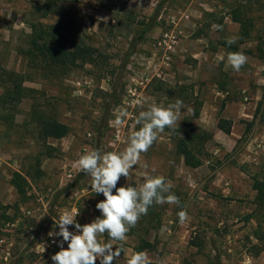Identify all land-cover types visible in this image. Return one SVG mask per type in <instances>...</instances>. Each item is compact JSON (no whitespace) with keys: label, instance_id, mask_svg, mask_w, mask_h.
<instances>
[{"label":"rangeland","instance_id":"obj_1","mask_svg":"<svg viewBox=\"0 0 264 264\" xmlns=\"http://www.w3.org/2000/svg\"><path fill=\"white\" fill-rule=\"evenodd\" d=\"M41 1L0 0V80L3 71L14 72L34 91L32 98L0 103V238L14 243L10 264L53 263L56 251L46 248L41 234L57 226L60 212L77 206L81 225L101 215L96 204L105 197L91 191L90 177L76 163L80 156L93 149L122 151L132 131L139 128L135 117L140 111L151 103L166 107L176 99L185 105L177 129L185 130L188 121L213 134L203 149V165L186 167L176 153L177 129L166 128L117 187H138L146 172L171 182L170 191L180 205L154 204V219H161L157 232L162 235L155 239L153 251L161 260L174 254L167 264H245L247 257L253 258V264H264V251L255 256L256 237L264 233V223L263 216L256 214L253 190L254 179L264 182V0L67 4L73 33L100 55L97 64L70 71L34 66L24 54L32 23L52 26L58 21L35 13L34 5ZM185 11L191 19L180 23V46L172 60L163 63L155 56L159 40L170 20L180 21ZM234 11L251 23V36L243 43L240 25L230 21ZM213 24L223 30H213ZM144 29H148L145 39L137 42ZM229 37H236L235 43L229 45ZM231 52L248 57L238 73L227 63ZM158 70L161 78L155 76ZM35 105L68 125L69 136L45 141L30 117ZM123 109L129 115L118 125L116 116ZM196 111L198 118H194ZM220 118L232 123L230 135L218 129ZM117 131L121 138L113 146ZM15 171L30 181L25 203L11 185ZM69 171H74L71 182L64 178ZM91 205L93 212L88 209ZM182 209L189 217L183 224L178 217ZM4 212L10 222L1 219ZM144 216L131 228L141 240L153 235L149 229L157 223ZM4 250L0 247V264H9L3 260Z\"/></svg>","mask_w":264,"mask_h":264},{"label":"clouds","instance_id":"obj_2","mask_svg":"<svg viewBox=\"0 0 264 264\" xmlns=\"http://www.w3.org/2000/svg\"><path fill=\"white\" fill-rule=\"evenodd\" d=\"M212 29L222 31L223 26L213 24ZM236 37L227 38L229 45L235 43ZM248 57L243 52H231L227 63L234 72H239L247 63ZM184 102L176 99L166 107L162 104H149L147 110L140 111L135 117L138 130L132 131L128 144L122 151L102 152L99 149L82 154L76 162L80 171L90 177V188L105 199L96 204L101 215L90 223L81 225L76 217L79 210L64 211L55 221L58 232H49L50 237H62L60 250L51 256L53 264H113L124 253L123 244L127 233L135 227L140 218L147 215L151 206L180 205L179 198L171 193V182L164 176L145 173L144 182L138 187L130 185L117 187L121 177L128 179L130 171L140 160L142 153H147L159 134L166 128L177 129L181 121ZM129 115L126 109L116 116V124H122ZM179 221L188 220V213L182 209L178 212ZM74 226L75 232L69 231ZM112 242L101 240L104 234ZM67 242L68 247L63 244ZM115 242V243H113ZM115 246V250L114 249ZM126 264H152L146 251L135 252L126 260Z\"/></svg>","mask_w":264,"mask_h":264},{"label":"trees","instance_id":"obj_3","mask_svg":"<svg viewBox=\"0 0 264 264\" xmlns=\"http://www.w3.org/2000/svg\"><path fill=\"white\" fill-rule=\"evenodd\" d=\"M78 2L79 0H44L34 5L35 13L41 19L58 18V21L52 26L44 25L42 22L30 25L31 34L28 48L24 50V54L34 66L56 67L64 71H70L84 65L97 64L100 56L98 50L73 33V23L70 21L72 12L65 7L67 4ZM234 21L242 26V40L248 38L251 32V23L243 21L239 16H235ZM147 33L148 29L141 31L136 41H143ZM3 72L0 80V86L3 88L0 103L8 105L31 97L30 93L34 91L24 86V79L21 75L14 72ZM199 115V111H196L194 118H198ZM30 117L37 124L39 134L45 141L50 139L62 140L70 134L68 125L60 122L54 115H49L36 105L33 106ZM185 127V130L177 129L174 131L176 153L183 158L186 167L197 169L203 165L202 156L205 145L211 142L214 137L212 133L201 130L188 121ZM217 127L224 133L230 134L232 123L220 118ZM11 185L22 203L29 200L30 183L26 176L20 172H13L11 174ZM253 190L256 192L254 199L256 214L263 216L262 222L264 223V182L254 179ZM154 206H151L148 210L147 215L151 217L148 221H156V227H160L161 219L155 220L157 216L154 219ZM1 219L6 223L11 221L6 212L1 215ZM144 219H147V216H144ZM256 240L258 243L255 256H258L264 251V233L257 235ZM141 242L142 245L137 249V252L151 249L152 246L147 241L142 240ZM191 246L198 247V244L191 243Z\"/></svg>","mask_w":264,"mask_h":264},{"label":"built area","instance_id":"obj_4","mask_svg":"<svg viewBox=\"0 0 264 264\" xmlns=\"http://www.w3.org/2000/svg\"><path fill=\"white\" fill-rule=\"evenodd\" d=\"M190 19H191V13L189 11H185L182 14L180 21H177L175 17H173L170 20L169 29L165 33H163L162 37L159 40L158 48L156 49V52H155V56L161 58L163 63H169L172 60V57L177 53V50L181 42V35L183 34L180 23L181 21H188ZM155 76H157L158 78H161L162 72L160 70L156 71ZM132 117L134 116L132 115ZM120 138H121V131H117V133L115 134V139H114L115 144L113 143V146H116V143L119 142ZM64 178L68 182H71L74 179V171L66 172L64 174ZM76 210H79V208L74 205L71 209H63L60 212V215L64 211H76ZM27 214L30 215L31 212L28 211ZM79 217H80V214L76 217L77 222L79 221ZM58 231H59V228L58 226H56L54 229L43 232L41 234L43 240L45 241L47 249L55 250L56 252L60 250L58 245L62 241L63 238L58 237V236L50 237L48 235L49 232H58ZM69 231L75 232L76 229L74 228V226H69ZM0 247L5 249L3 251V260L10 264L12 260L11 250L14 247V243L5 237H2L0 238ZM63 247L64 248L68 247L67 242H64Z\"/></svg>","mask_w":264,"mask_h":264},{"label":"crops","instance_id":"obj_5","mask_svg":"<svg viewBox=\"0 0 264 264\" xmlns=\"http://www.w3.org/2000/svg\"><path fill=\"white\" fill-rule=\"evenodd\" d=\"M235 16H239L243 21H245L247 23H248V19H244V17L240 13H238L237 11H234V13L232 15V19L230 21L233 22V23H235V24H239L240 25V36H241L242 26H241L240 23L234 21V17ZM250 31H251V29H250ZM250 36H251V32H250ZM250 36L248 38H245V40H242V37H241V42L242 43L245 42L247 39L250 38ZM225 45H226V43H225ZM195 58L197 59V57H195ZM204 58L207 59L206 57H204ZM218 94H220V93H218ZM227 135H230V134H227ZM51 140H53V139H51ZM53 141H57L58 142L60 140H53ZM75 168H77V167H75ZM88 209H89L90 212H93L94 207L91 205V207L89 206ZM160 228H161V226L160 227H156V225H155L154 227H151L149 229V231H151L150 233H153V235L151 237H149V239H147V240L144 239V240L147 241L152 247H151V249H147L145 251L148 253V256H149V258H150V260L152 262L158 263L160 261L161 264H167L166 263L167 258H169V257H175L174 254H167L165 256V258H163L161 260L160 255L159 254H156V250L153 251V249L156 248V244H157V243H155V239L157 238V236L160 237L162 235L161 232H157V230H159ZM126 235H127V240L124 241V242H121L123 244L124 253L121 252L120 257L117 258V260H114L113 261V264H126V260L128 258H130L133 253L137 252V249L142 245V242H141L142 240L138 237L137 233L134 230L130 229V231ZM101 240L103 242H105V243L112 242V241L109 240V238H108V236H107L106 233L101 237ZM167 241H168V239H166V242ZM113 243H115V242H113ZM169 245L171 247H173V243L172 242H169L168 243V246ZM113 250H115V246H114V249ZM253 261L254 260H253L252 257H247L246 258V261H245V264H253ZM26 263H24V264H26ZM27 264H29V263H27ZM50 264H53V263L50 262ZM96 264H99V260H97Z\"/></svg>","mask_w":264,"mask_h":264}]
</instances>
